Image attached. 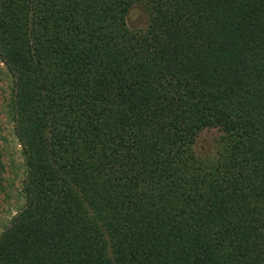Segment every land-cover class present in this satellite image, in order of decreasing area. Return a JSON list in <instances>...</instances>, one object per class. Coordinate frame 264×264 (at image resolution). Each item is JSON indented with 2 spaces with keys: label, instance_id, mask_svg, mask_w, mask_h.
<instances>
[{
  "label": "trees",
  "instance_id": "trees-1",
  "mask_svg": "<svg viewBox=\"0 0 264 264\" xmlns=\"http://www.w3.org/2000/svg\"><path fill=\"white\" fill-rule=\"evenodd\" d=\"M0 59L26 166L0 264H264V0H0Z\"/></svg>",
  "mask_w": 264,
  "mask_h": 264
},
{
  "label": "rangeland",
  "instance_id": "rangeland-1",
  "mask_svg": "<svg viewBox=\"0 0 264 264\" xmlns=\"http://www.w3.org/2000/svg\"><path fill=\"white\" fill-rule=\"evenodd\" d=\"M147 23L148 15L143 6L136 5L129 11L127 24L132 30L145 28ZM12 87V75L0 59V235L25 205V159L9 110ZM221 136L217 128L202 131L194 145L197 155L201 158L214 156Z\"/></svg>",
  "mask_w": 264,
  "mask_h": 264
}]
</instances>
